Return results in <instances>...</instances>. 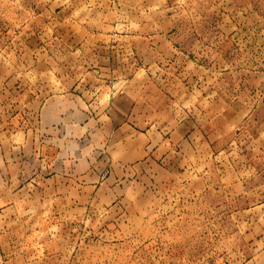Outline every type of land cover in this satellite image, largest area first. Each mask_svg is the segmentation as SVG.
<instances>
[{
    "label": "rangeland",
    "instance_id": "obj_1",
    "mask_svg": "<svg viewBox=\"0 0 264 264\" xmlns=\"http://www.w3.org/2000/svg\"><path fill=\"white\" fill-rule=\"evenodd\" d=\"M263 99L264 0H0V264H237L205 139Z\"/></svg>",
    "mask_w": 264,
    "mask_h": 264
},
{
    "label": "crops",
    "instance_id": "obj_2",
    "mask_svg": "<svg viewBox=\"0 0 264 264\" xmlns=\"http://www.w3.org/2000/svg\"><path fill=\"white\" fill-rule=\"evenodd\" d=\"M53 102L51 111L61 113L63 102ZM234 109L236 116L220 130L218 143L205 139L207 148L217 152L215 161L220 159L218 183L210 181L205 192L218 197L217 204H211V211L220 214L223 222L232 227V233H236L225 243L230 248L226 255L234 257L237 264H264V114L253 120L256 125L243 127L255 111ZM80 112L76 110L74 117H79ZM233 131L238 136L236 142H222ZM219 143L224 144L218 147Z\"/></svg>",
    "mask_w": 264,
    "mask_h": 264
}]
</instances>
